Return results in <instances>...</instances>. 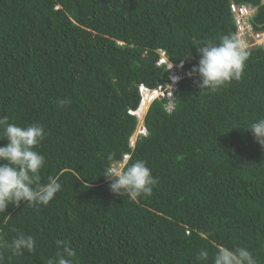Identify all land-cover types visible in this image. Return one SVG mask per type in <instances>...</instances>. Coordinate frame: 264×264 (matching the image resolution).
Here are the masks:
<instances>
[{"label":"trees","instance_id":"trees-1","mask_svg":"<svg viewBox=\"0 0 264 264\" xmlns=\"http://www.w3.org/2000/svg\"><path fill=\"white\" fill-rule=\"evenodd\" d=\"M232 3L255 9L249 20L264 32L263 0H0V119L43 126L41 183L61 184L47 206L0 214V239L35 241L20 255L0 248L3 264H48L57 240L71 244L73 264H211L217 244L264 264V149L249 131L264 117V46L215 92L188 75L197 47L237 34ZM160 51L185 77L171 109L150 105L147 135L132 145L140 86L171 78ZM111 153L123 167L146 162L150 196L109 190Z\"/></svg>","mask_w":264,"mask_h":264},{"label":"clouds","instance_id":"clouds-1","mask_svg":"<svg viewBox=\"0 0 264 264\" xmlns=\"http://www.w3.org/2000/svg\"><path fill=\"white\" fill-rule=\"evenodd\" d=\"M196 51L199 60L188 75L195 77L194 82L200 90L212 92L233 80H240L250 55L247 44L237 34L222 36L218 43H204ZM57 103L64 107L69 101L60 99ZM143 111L141 102L137 112ZM249 131L255 142L264 149V117L251 123ZM44 135V128L40 124L18 126L8 122L7 118L0 119V141H7L0 146V214L10 206L18 207L21 202L47 206L61 190L56 178L49 177L47 183H41L40 170L45 157L34 149ZM107 159L109 166L103 176L109 182V190L113 194L132 200L151 195L157 180L151 175V169L145 161L137 159L121 167L122 158H117L115 153L109 154ZM55 243L59 251L48 260V264H73L76 252L71 244L65 240ZM34 247V238L24 233H18L11 243L0 239V248H10L17 255L25 250L32 251ZM215 247L211 264H257L256 257L247 247L229 248L221 244ZM208 257L209 252L201 250L198 259L206 262ZM0 264H3L2 260Z\"/></svg>","mask_w":264,"mask_h":264},{"label":"built area","instance_id":"built-area-1","mask_svg":"<svg viewBox=\"0 0 264 264\" xmlns=\"http://www.w3.org/2000/svg\"><path fill=\"white\" fill-rule=\"evenodd\" d=\"M231 13L233 14L237 26V35L247 44L248 49L264 46V32H259L255 29L253 24L250 22V18L255 13V9L250 6L245 5H237L232 3ZM160 61L158 63L159 66L166 65L167 69L171 72L170 81L165 83L164 85L158 86L156 89H149L144 85L140 86V93L142 96V104L144 111L142 113L139 112H131V114L136 115L139 119V125L136 132V139L139 136H146L147 130L144 126V116L150 107V105L155 100H168L170 101L169 108H172V100L176 95V91L178 89V84L185 77L184 75V64L174 65L168 61L165 52L160 51ZM140 118H142L140 120ZM136 139L133 138L132 145L135 144ZM128 156L125 157L127 160ZM124 163H121V167H123Z\"/></svg>","mask_w":264,"mask_h":264},{"label":"rangeland","instance_id":"rangeland-1","mask_svg":"<svg viewBox=\"0 0 264 264\" xmlns=\"http://www.w3.org/2000/svg\"><path fill=\"white\" fill-rule=\"evenodd\" d=\"M263 3H264V0H263ZM142 118H140V120H141ZM134 139H136V135L134 136Z\"/></svg>","mask_w":264,"mask_h":264}]
</instances>
